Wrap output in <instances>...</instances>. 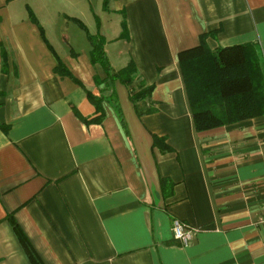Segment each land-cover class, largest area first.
<instances>
[{
	"label": "crops",
	"instance_id": "obj_1",
	"mask_svg": "<svg viewBox=\"0 0 264 264\" xmlns=\"http://www.w3.org/2000/svg\"><path fill=\"white\" fill-rule=\"evenodd\" d=\"M209 33L264 64V0H0V264H264V115L197 133L178 66Z\"/></svg>",
	"mask_w": 264,
	"mask_h": 264
},
{
	"label": "trees",
	"instance_id": "obj_2",
	"mask_svg": "<svg viewBox=\"0 0 264 264\" xmlns=\"http://www.w3.org/2000/svg\"><path fill=\"white\" fill-rule=\"evenodd\" d=\"M213 34V33H212ZM200 37V45L178 54V66L185 87L187 100L191 108L193 126L197 133L233 125L264 115V64L261 60L258 45L246 43L226 48L210 50L206 47V38ZM214 35V34H213ZM92 63L100 64L106 71V80H119L129 86L134 81L135 67L129 63L125 68L113 72L107 64L103 50V40L98 36H89ZM152 88L143 84L130 94V102L137 115L153 113V109L142 112L143 104L151 94ZM91 104L95 106L96 116L90 119H79L89 124H100L103 114L100 103L103 98H96L87 93ZM111 100H109L110 103ZM78 115V114H77ZM153 147L162 152L169 151L164 140L153 137ZM169 184L162 180V188ZM14 231L22 244L27 247L19 228L9 217ZM32 262H37L33 252L26 249Z\"/></svg>",
	"mask_w": 264,
	"mask_h": 264
},
{
	"label": "built area",
	"instance_id": "obj_3",
	"mask_svg": "<svg viewBox=\"0 0 264 264\" xmlns=\"http://www.w3.org/2000/svg\"><path fill=\"white\" fill-rule=\"evenodd\" d=\"M264 222V221H263ZM174 238L182 246H187L190 243L192 231L187 229L181 221L174 220L172 222V231Z\"/></svg>",
	"mask_w": 264,
	"mask_h": 264
}]
</instances>
